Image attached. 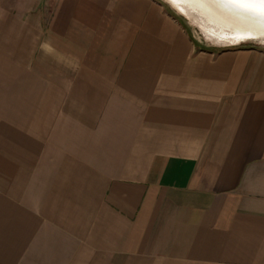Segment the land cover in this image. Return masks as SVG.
<instances>
[{
  "label": "crops",
  "instance_id": "0c3cea01",
  "mask_svg": "<svg viewBox=\"0 0 264 264\" xmlns=\"http://www.w3.org/2000/svg\"><path fill=\"white\" fill-rule=\"evenodd\" d=\"M0 264H264V49L157 0H0Z\"/></svg>",
  "mask_w": 264,
  "mask_h": 264
},
{
  "label": "bare ground",
  "instance_id": "6f19581e",
  "mask_svg": "<svg viewBox=\"0 0 264 264\" xmlns=\"http://www.w3.org/2000/svg\"><path fill=\"white\" fill-rule=\"evenodd\" d=\"M187 3L198 7L211 20L240 38L264 39V3H225L215 0H190Z\"/></svg>",
  "mask_w": 264,
  "mask_h": 264
},
{
  "label": "rangeland",
  "instance_id": "374dc122",
  "mask_svg": "<svg viewBox=\"0 0 264 264\" xmlns=\"http://www.w3.org/2000/svg\"><path fill=\"white\" fill-rule=\"evenodd\" d=\"M160 4L164 5L171 14L179 20L186 28L191 38L198 42L200 48L206 51L220 52L225 49L243 48V47H254L258 49H264V39L261 41H245L238 43H229L221 40L215 33L210 31L207 27L204 28L197 15L192 16L183 14L175 10L166 0H157ZM194 15V14H193Z\"/></svg>",
  "mask_w": 264,
  "mask_h": 264
},
{
  "label": "snow or ice",
  "instance_id": "6c2138e0",
  "mask_svg": "<svg viewBox=\"0 0 264 264\" xmlns=\"http://www.w3.org/2000/svg\"><path fill=\"white\" fill-rule=\"evenodd\" d=\"M171 3L190 2V0H170ZM215 2L225 3H264V0H215Z\"/></svg>",
  "mask_w": 264,
  "mask_h": 264
},
{
  "label": "water",
  "instance_id": "95a60500",
  "mask_svg": "<svg viewBox=\"0 0 264 264\" xmlns=\"http://www.w3.org/2000/svg\"><path fill=\"white\" fill-rule=\"evenodd\" d=\"M259 4H263V3H259Z\"/></svg>",
  "mask_w": 264,
  "mask_h": 264
}]
</instances>
